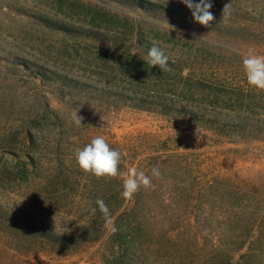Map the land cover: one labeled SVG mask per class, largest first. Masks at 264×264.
Here are the masks:
<instances>
[{"label": "rangeland", "instance_id": "1", "mask_svg": "<svg viewBox=\"0 0 264 264\" xmlns=\"http://www.w3.org/2000/svg\"><path fill=\"white\" fill-rule=\"evenodd\" d=\"M150 1L187 7L181 0ZM210 2L209 11L220 22L237 24L238 14L244 15L240 20L264 21V0ZM94 33L110 42L94 40ZM140 34L166 48L173 59H209L204 50L222 53L216 57L219 86L232 83L264 101L261 91L247 84L242 67L249 48L264 55V33L246 45L203 25L154 17L119 0H0V264H104L113 248L107 224L100 242L75 255L41 252L42 246L21 231L23 222L71 231L86 216L81 196L93 186L74 152L101 135L121 152L120 165L126 169L141 166L144 171L153 156L185 154L175 161L191 163L194 178L210 195L209 201L191 204L177 195L178 204L160 206L157 195L149 193L160 186L166 193L169 186L161 177L151 179L140 206L150 227L147 234L161 249V264H211L227 255L231 262L222 264H264V138L242 141L236 127L221 134L188 130L181 120L129 104L117 108L102 92L130 93L125 77H147L145 65H136L140 73H134L129 59L139 54ZM41 66L93 88L45 80L37 72ZM76 112L82 126L74 123ZM61 168L74 175L66 200L52 185ZM183 188L179 182L175 189ZM132 206L127 200L121 212ZM7 216L18 224L8 225Z\"/></svg>", "mask_w": 264, "mask_h": 264}, {"label": "trees", "instance_id": "2", "mask_svg": "<svg viewBox=\"0 0 264 264\" xmlns=\"http://www.w3.org/2000/svg\"><path fill=\"white\" fill-rule=\"evenodd\" d=\"M119 2L140 9L154 17H162L184 24L201 25L194 20L192 11L188 7L179 6L172 2L157 3L150 0H119ZM243 16V14H238L237 24L220 22L214 16L213 21L205 27L218 36L232 38L250 45L264 33V21H259L260 23L257 24L249 18L240 20ZM46 23L58 29H65L63 25L49 21ZM154 36L159 38V34ZM93 38L100 43L110 42L108 37L101 33L98 35L94 33ZM136 42L139 54L129 55V59L134 62L132 72L139 74L140 71L136 65H145L147 77L137 79L134 74L125 77L124 79L132 85L130 93L102 91L106 93L105 96L108 99H112L117 108L120 105L129 104L128 106L137 110L157 113L169 120H181L187 124L188 130L201 128L221 134L236 127L242 141L250 138H264V105L256 104V102L264 104L263 99L253 98L255 95L251 91L244 92L240 87L236 89L237 87L232 83L219 86L221 75L218 76L216 72L220 70L221 65L216 61V57L222 53L204 50L208 52L209 59L200 60L199 55H196L192 60L186 58V55L173 59L170 53L165 52L166 48L148 41L142 34L137 36ZM153 44L160 47L168 56L170 70L162 72L158 67L151 68L141 59ZM175 47L176 45L173 46V48ZM189 62L192 64L189 65ZM21 63L30 67L24 61ZM41 69L37 72L45 80L58 81L74 87L93 88L88 83L70 79L66 75L43 66ZM260 95L264 96V91H261ZM236 140L234 139L232 142ZM182 156L185 154L166 157L156 155L149 159L152 163L144 168L146 175L152 179L155 176H152L151 169L154 166L158 167L161 181L168 183L170 190L167 191L168 193L162 192L163 186L151 192L149 188L141 187L131 199L133 206L121 212L127 202L121 196L123 191L122 180L120 178L98 179L89 174V180L93 187L88 193L81 196V201L85 204L86 216L81 218L71 231H61L26 222H23L22 227L20 226L21 231L28 236L31 243L42 246L41 252L75 255L82 251L86 245L100 242L103 238L106 220L96 204L97 198H100L108 206L112 220L115 218L114 227L116 228L110 237V244L113 248L110 256L104 260V264H161L158 258L161 249L150 240L147 234L150 227L140 206L142 196L149 192L151 197L156 194L157 197L155 198L160 206L178 204L180 201L178 202L176 199L177 195L189 204L202 202L205 198L209 201L210 196L204 191L205 189L200 188V183H197L196 178H194L196 171L193 165L175 161L174 158L178 159ZM138 169L142 170L141 166ZM119 170L126 172L127 169L123 162ZM73 178L74 175L67 174L62 168L57 171L52 185L58 188L55 191L58 196L65 199L67 195H71L72 191L67 183ZM179 182L185 183V188L175 189ZM166 194L170 196L168 199ZM92 208H96L95 214L92 213ZM5 221L8 225L18 224L15 223L12 216H7ZM230 245L234 247L235 242H231ZM241 248L242 246L237 247V250H241ZM230 260L231 257L227 255L219 261L215 259L211 264L230 263Z\"/></svg>", "mask_w": 264, "mask_h": 264}, {"label": "clouds", "instance_id": "3", "mask_svg": "<svg viewBox=\"0 0 264 264\" xmlns=\"http://www.w3.org/2000/svg\"><path fill=\"white\" fill-rule=\"evenodd\" d=\"M181 2L192 11L194 20L201 25L207 26L213 21L214 16L209 11L212 7L210 0H199V3H194L193 0H181ZM229 7L230 4L225 5L223 18ZM169 28H171L170 25ZM141 59L151 68L158 67L162 72L170 70L168 56L156 44H153ZM242 67L247 84L257 90L264 91V55L258 54L249 48L242 55ZM73 119L76 126H82L83 118L79 117L77 112L74 114ZM74 158L79 169L86 174H91L98 179L120 178L123 186L121 196L125 200H131L141 187L148 188L151 186V179L143 170H139L135 166L129 167L126 172L119 170L122 154L112 148L102 135L92 138L82 148L75 149ZM151 173L152 176H160V171L156 166L151 169ZM96 204L103 214L107 226H110L111 230L115 232L116 228L108 206L100 198H97ZM91 211L95 214L96 208H92Z\"/></svg>", "mask_w": 264, "mask_h": 264}]
</instances>
